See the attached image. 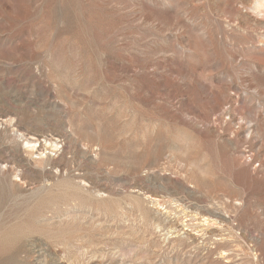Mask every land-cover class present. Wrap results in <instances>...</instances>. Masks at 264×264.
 <instances>
[{"label":"rangeland","instance_id":"374dc122","mask_svg":"<svg viewBox=\"0 0 264 264\" xmlns=\"http://www.w3.org/2000/svg\"><path fill=\"white\" fill-rule=\"evenodd\" d=\"M7 256L264 264V0H0Z\"/></svg>","mask_w":264,"mask_h":264},{"label":"bare ground","instance_id":"6f19581e","mask_svg":"<svg viewBox=\"0 0 264 264\" xmlns=\"http://www.w3.org/2000/svg\"><path fill=\"white\" fill-rule=\"evenodd\" d=\"M8 163H9V162H8ZM8 163H7V164H8ZM3 164H4V163H3ZM8 165H9V164H8ZM7 168H8V167H7ZM7 168H6V170H7ZM7 171H8V170H7ZM11 171H12V170H11ZM5 174H6V173H5ZM5 174H4V175H5ZM21 175H22V174H21ZM21 177H22V176H21ZM21 177H20V178H21ZM18 251H19V250H18ZM16 254H17V253H16ZM18 254H19V253H18ZM33 254H34V253H33ZM11 255H12V254H11ZM14 255H15V254H14ZM14 255H13V256H14ZM8 257H9V256H7V258H8ZM9 258H10V257H9ZM12 259H13V257H11V258L8 259V260H12ZM15 259H16V256H15L14 260H15ZM38 259H39V258H38ZM3 260L5 261V259H3ZM3 260H2V261H3ZM14 260H12L13 262H11V264L14 263ZM2 261H1V262H2ZM1 262H0V263H1ZM8 262H10V261H8ZM8 262H6V263H8ZM2 263H3V262H2ZM4 263H5V262H4ZM8 264H9V263H8Z\"/></svg>","mask_w":264,"mask_h":264}]
</instances>
